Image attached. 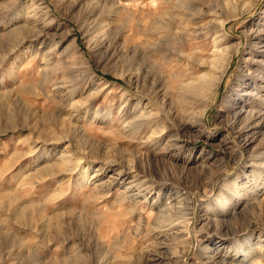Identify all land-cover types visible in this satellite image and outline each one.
<instances>
[{
  "label": "rangeland",
  "instance_id": "rangeland-1",
  "mask_svg": "<svg viewBox=\"0 0 264 264\" xmlns=\"http://www.w3.org/2000/svg\"><path fill=\"white\" fill-rule=\"evenodd\" d=\"M258 243L264 0H0V264Z\"/></svg>",
  "mask_w": 264,
  "mask_h": 264
},
{
  "label": "bare ground",
  "instance_id": "bare-ground-1",
  "mask_svg": "<svg viewBox=\"0 0 264 264\" xmlns=\"http://www.w3.org/2000/svg\"><path fill=\"white\" fill-rule=\"evenodd\" d=\"M258 123V122H257ZM260 123H258V125H259ZM257 128V127H256ZM258 248H259V250L258 249H256L255 250V252H249L248 254V256H249V258L250 259H252V257L253 256H255L256 258H263V260H264V255H262L261 253H262V250H261V248H264L262 245H261V243H258Z\"/></svg>",
  "mask_w": 264,
  "mask_h": 264
}]
</instances>
